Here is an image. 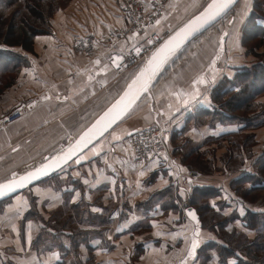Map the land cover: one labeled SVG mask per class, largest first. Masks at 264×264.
<instances>
[{
  "label": "crops",
  "instance_id": "crops-1",
  "mask_svg": "<svg viewBox=\"0 0 264 264\" xmlns=\"http://www.w3.org/2000/svg\"><path fill=\"white\" fill-rule=\"evenodd\" d=\"M208 1L166 0L162 15L147 32L171 33ZM239 11L230 15L225 27L193 44L184 58L175 59L172 66L166 64L129 114L78 156L71 171L64 168V174L69 170L77 176L78 187L73 179L61 191L47 185L41 194L47 208L43 215L38 210L45 224L22 218L27 205L23 193L5 203L0 210V264H236L233 256L220 262L212 248L204 257L202 245L213 241L226 247L225 243L215 237V230L201 223L194 226L185 212L180 214V202L188 198L195 182L208 185L221 179L225 185L226 176L201 175L193 183L181 180L175 188L171 171L158 160L145 166L134 163L126 137L155 124L168 126L169 135L174 133L169 161L185 170L181 160L175 159L179 154H171L172 143L183 145L188 139L196 147L235 133L234 124L212 128L193 123L199 110L211 108L219 81L231 75V61H227L236 52L231 30ZM128 24L118 0H71L50 18V32L33 37L28 47L8 45L0 38V182L13 172L23 173L27 163L60 152L116 98L124 79L104 62V50L75 54L71 42L74 36L100 38ZM144 35L135 32L124 37L117 51L139 47ZM15 109L21 110L22 117L2 124L1 119ZM169 187L179 207L176 211L158 202L146 204L153 196L162 197ZM65 204L75 209L57 211ZM57 214L61 221L56 220ZM241 228L240 222L231 221L225 230L239 233ZM197 231L198 246L189 257Z\"/></svg>",
  "mask_w": 264,
  "mask_h": 264
},
{
  "label": "trees",
  "instance_id": "trees-1",
  "mask_svg": "<svg viewBox=\"0 0 264 264\" xmlns=\"http://www.w3.org/2000/svg\"><path fill=\"white\" fill-rule=\"evenodd\" d=\"M70 1L0 0L4 9L15 8L11 17L0 21V32L6 31L2 42L28 47L33 37L50 32V18ZM240 2L241 0L225 17L232 15ZM221 21L213 25L211 29ZM241 28L240 45L256 38L258 39L256 45L262 44L264 47V0H252L249 13ZM203 34L192 40L179 54L188 46L191 47L197 43L204 36ZM17 36H20V39ZM256 45L251 47L255 49ZM251 47H248L249 53L253 50ZM252 55L259 60L251 64L243 62V64H237L238 66H231V75L222 78L211 95V103H213L211 108L208 111L199 110L196 115L198 120L195 119L193 123L195 127L206 124L212 128L227 123L234 124L235 133L221 135L196 147L191 145L188 139L183 145L171 146V154L174 157L179 154V157L175 159L178 162V159L181 160L185 171L199 169L206 175L212 171L221 172L229 169V174L225 175L227 176L225 185L220 178V181H215V184L205 185L195 182L196 184L188 193V198L180 202L182 205L180 214L184 216L186 208H194L201 226L215 230V237L225 243L226 247L213 241L205 243L200 248L204 257H209V251L212 248L220 262L233 256L237 260L236 264H264V102L261 101L264 95V53ZM137 69L138 67H135L130 73L136 72ZM247 115L253 116L248 118ZM171 136H174V133L166 137L169 152L171 139L173 141ZM225 141L230 143L229 146L216 145V142L224 143ZM219 149L223 151L219 152ZM155 159L168 170L164 156H158ZM63 170L64 168L33 186H40L51 180H54L55 184L57 179L54 178L64 174ZM62 185L64 184L53 186L52 183L50 187L61 191ZM169 188L170 190L164 189L166 191L162 197L153 196L146 204L153 205L158 202L157 205L176 211L179 207L172 201V188ZM247 205L257 210H251ZM28 215H30L29 211ZM231 221L240 222L242 231L227 232L225 228ZM244 231L248 232L244 234ZM248 233H251L253 238L250 239Z\"/></svg>",
  "mask_w": 264,
  "mask_h": 264
},
{
  "label": "built area",
  "instance_id": "built-area-1",
  "mask_svg": "<svg viewBox=\"0 0 264 264\" xmlns=\"http://www.w3.org/2000/svg\"><path fill=\"white\" fill-rule=\"evenodd\" d=\"M118 3L128 19L126 29L108 30L100 38L91 35L74 36L71 42L72 51L80 55H92L97 49L104 50L102 59L119 76L133 70L149 57V55L167 38L169 34L147 32L150 25L156 22L162 15L166 0H118ZM135 32H144L142 44L137 54L136 49L125 53L117 51V44L124 37ZM151 41V43H149ZM120 57V59H115ZM22 117V112L15 109L1 119L5 125L12 124ZM169 135V127L164 124H155L142 128L126 137L128 147L132 153L134 163L140 166L149 164L158 156H164L169 171H171L172 183L175 188L180 187V181H197L201 175L194 170H180L176 164L169 161V153L166 146V137Z\"/></svg>",
  "mask_w": 264,
  "mask_h": 264
},
{
  "label": "snow or ice",
  "instance_id": "snow-or-ice-1",
  "mask_svg": "<svg viewBox=\"0 0 264 264\" xmlns=\"http://www.w3.org/2000/svg\"><path fill=\"white\" fill-rule=\"evenodd\" d=\"M231 3L232 0H211L199 15L190 19L179 31L171 35L160 48L152 53V56L146 61L145 67L141 68L139 73L132 79L131 83L128 84L127 90L123 92V95H121L90 128L83 132L80 139L76 142L75 147L70 145L67 151L61 149L59 153L52 157L51 163H48V158H45L44 162H42L39 167L26 170L23 175L18 176L17 173L13 172L10 179L0 183V196H3L6 191H12L17 187H23L26 182H30L40 175H47L50 170L60 167L62 163H66L71 156L76 154L77 148L86 146L97 133H102L115 123L118 118L126 114L139 98V95L148 90L153 77L163 70V65L168 62L170 57L176 55L183 43L190 36L205 28V26L211 25L213 21L225 12ZM157 23L159 24V21H157ZM149 43H151V41H149ZM136 52L139 54L140 49L137 48ZM115 59L118 60L120 57H116ZM189 215L195 219L194 213L190 212ZM197 236L198 231L193 234L191 248L188 251L189 257L195 255V250L198 246Z\"/></svg>",
  "mask_w": 264,
  "mask_h": 264
},
{
  "label": "rangeland",
  "instance_id": "rangeland-1",
  "mask_svg": "<svg viewBox=\"0 0 264 264\" xmlns=\"http://www.w3.org/2000/svg\"><path fill=\"white\" fill-rule=\"evenodd\" d=\"M251 2H252V0H241V2L238 4V6L235 8V10H234V12H232L233 14H235L236 12H238L239 11V9L241 8L242 10H240L239 11V19H237L236 18V21L234 22V25H233V27H232V30H231V32H233V34H232V41H233V44H232V46H233V48H235V49H233V50H236V52H234L231 56H230V59L227 61L228 63H230V61H231V64L230 65H235V64H237V63H239V64H242V62H244V63H247V64H251V63H254L255 61H257V60H259L256 56H253L252 54H256V55H263V53H264V47H263V45L262 44H258V45H256L258 42H257V40L258 39H256V38H254L253 40H251V41H246L245 43H244V45H247L248 47L250 46H253V45H256L255 47V49H254V47H251V49L253 48V50H252V54L251 53H249V51H248V47H245L244 45H240V42H239V37H240V33H241V31H242V25H243V22L245 21V19H246V17L247 16H245L246 14L245 13H249V4H251ZM13 10H15V8H12V9H4L3 8V4L0 2V21L1 20H6V19H8L9 17H11L12 16V14H13ZM230 17V16H229ZM229 17H225L218 25H216V26H214V28L213 29H211V28H209V29H211L209 32H207V31H205L204 32V36L203 37H206V36H208V34H211L215 29H217V31L218 30H220V28L221 27H225L226 26V24H227V20H228V18ZM216 31V32H217ZM215 32V31H214ZM5 33H6V31H4L3 33H1L0 32V38L1 37H4V35H5ZM202 37V38H203ZM17 38H19L20 39V36H17ZM201 38V39H202ZM255 40V41H254ZM255 42V43H254ZM232 46H231V48H232ZM189 47L190 46H188L187 48L189 49ZM186 48V49H187ZM185 49V50H186ZM187 49V50H188ZM182 51L180 54L178 53V54H176V55H174V56H172L171 58H170V60L166 63V64H170L171 66L173 65V63H174V61H175V59H179V58H181V57H185V55H186V51ZM186 52V53H185ZM262 57V56H261ZM262 59H263V57H262ZM224 64H226V63H224ZM132 71V70H131ZM131 71H127V72H125V73H123V74H121V75H119L118 77H120V80H122V79H124V80H122L121 82H120V84H119V88H118V92H117V94L122 90V88L125 86V84L130 80V78L133 76L132 74L134 73H130ZM129 73V74H128ZM129 76H127V75ZM125 77H126V79H125ZM122 78V79H121ZM261 101H263L264 102V95L261 97ZM253 115H247L246 117H248V118H251ZM262 131V130H261ZM258 134H259V132H258ZM261 134H259V136H260ZM260 138H262L261 136H260ZM185 141V140H184ZM183 141V142H184ZM217 144V146H220V145H222V147H224L225 145H228L229 146V142H224V143H221V142H216ZM174 144L172 143V146H173ZM176 145H178V144H176ZM211 146V145H210ZM209 146V147H210ZM221 151H223L222 149H219V152H221ZM47 156H51V155H47ZM44 160V158L43 157H41V158H39L38 160H34V161H31V162H29V163H27V165L25 166V167H23L22 169H21V171H23L24 172V170H28V169H30V168H32V167H34L35 165H37V164H39L40 162H42ZM70 165V166H69ZM68 166H66L67 168H69V170L70 169H72V167H73V165H75L74 164V162H71V164H69ZM65 167V168H66ZM69 170H68V173H67V176H66V178H62V180H59L58 178L60 177V175L57 177V178H54V179H57V182H55V184H53V186H57V185H60L61 183H63V184H65V183H68V182H70L72 179L74 180V183L77 185V187H78V184H79V181H78V178H77V176L75 175V174H70V172H69ZM193 170V169H192ZM213 170V169H212ZM229 169H226V170H224V171H221V172H214V171H212L210 174H213V177H218V176H225L226 174H229V171H228ZM20 171V172H21ZM64 171V170H63ZM71 171V170H70ZM194 171H196L199 175H203L204 176V174H203V171H201V170H199V169H194ZM66 173L64 174V175H66ZM205 174H206V172H205ZM218 175V176H217ZM212 176V175H211ZM225 178V180H226V178H227V176L226 177H224ZM58 180L61 182H58ZM52 181L53 180H51L49 183H46V184H43V185H40V186H33V187H31V188H29V189H27V190H25L24 192H22L23 193V195L24 196H26V198H27V200L26 199H24L26 202H27V205H26V207H25V212H24V214H23V217L22 218H26V219H29L30 217H32V218H34L36 221H40L42 224H45L43 221H44V218H43V216H41V215H43L42 214V212L43 211H45V209L47 208V207H45V201H43V200H41V194L46 190L45 188L47 187V185H50V186H52ZM11 200V199H10ZM38 200H40V202H38ZM42 201V202H41ZM38 202V203H37ZM7 203V202H6ZM5 205V202L4 203H1L0 204V210L3 208V206ZM67 207H72L70 210H73V209H75L74 208V206L71 204H65L64 205V208H62V207H59V208H57V211H60V213L62 212V211H68V209H67ZM38 210H40L41 211V215L40 214H38ZM27 211H29L30 212V215H28L27 216ZM59 214V213H58ZM58 214L55 216V218H56V220L57 221H61V217L59 218V216H58ZM63 218V217H62ZM50 224H54V223H51V222H49L48 223V225H50ZM50 226H52V225H50ZM54 226H56V225H54Z\"/></svg>",
  "mask_w": 264,
  "mask_h": 264
},
{
  "label": "water",
  "instance_id": "water-1",
  "mask_svg": "<svg viewBox=\"0 0 264 264\" xmlns=\"http://www.w3.org/2000/svg\"><path fill=\"white\" fill-rule=\"evenodd\" d=\"M211 0H209L197 13H195L194 15H192L190 18H188L186 21H184L181 25H179L177 28H175L171 33H169V35L167 36V38L154 50L156 51L158 48H160L164 42L171 36L174 35L176 31H179L180 28H182L190 19H192L194 16L199 15L200 12H202L204 10V8L207 6L208 3H210ZM239 2V0H232L231 5L225 10V12L223 14H221V16H219L215 21L212 22L211 25L209 26H205V28L201 29L199 32L193 34L192 36H190L181 46V48L179 49L182 50L184 47H186L192 40H194L196 37H198L199 35L203 34L205 31H207L209 28H211L213 25H215L216 23H218L220 20H222L235 6L236 4ZM153 51V52H154ZM178 51V52H179ZM152 52V53H153ZM152 53L149 55V57L140 65V67L136 70V72L134 73V75L130 78V80L126 83V85L124 86L123 90L119 93V95L107 106L105 107V109L88 125L86 126L77 137H75V139L68 144L66 147L63 148V150L67 151V149L69 148V146H73L75 147L76 142L80 139V136L83 134L84 131H86L88 128H90L103 114L105 111H107L108 108H110L112 106V104L115 103L116 100H118L120 98L121 95H123V92L125 90H127V86L128 84L131 83L132 79L139 73L140 69L145 67L146 65V61L152 56ZM171 58V57H170ZM169 58V60H170ZM168 60V61H169ZM166 64L163 65V68L165 67ZM159 74V72H158ZM158 74L153 77V79L151 80L149 87L152 85V83L156 80ZM149 89V88H148ZM146 91L142 92L139 95V98L136 100V102L133 104L132 108L124 115H122L120 118H118L115 123H113L110 127H108L105 131H103L102 133H97V135L95 137H93L92 141L90 143H88L86 146H81L80 148L76 149V154L71 156V158H69L67 160L66 163H62L60 167H56L53 170H50L48 172L47 175H40L37 178L31 180L30 182H26L25 185L23 187H17L14 188L12 191H6L5 194L3 196H0V202L6 201L7 199H10L20 193H22L23 191H25L26 189H28L30 186L35 185L38 182H41L42 180L50 177L51 175L57 173L58 171L62 170L63 168H65L67 165H69L71 162H73L78 156H80L83 152H85L87 149H89L91 146H93L95 143H97L99 140H101L104 136H106L119 122H121L128 114L129 112L134 108V106L139 102V100L143 97V95L145 94ZM59 153V152H58ZM57 154V153H56ZM56 154L52 155V156H46L45 158H48L47 162L51 163V159L53 156H55ZM44 158V160H45ZM44 160L42 162H44ZM40 162L39 164L35 165L34 167L28 169V170H32L35 167H39V165L42 163ZM25 172L21 173V174H17L19 175H23ZM11 177L1 181L0 183L6 182L8 179H10ZM185 216L186 218L193 223L194 226H199L200 221H199V217L195 211L194 208L192 207H188L185 209ZM194 213L195 214V219H193L192 216L189 215V213Z\"/></svg>",
  "mask_w": 264,
  "mask_h": 264
}]
</instances>
